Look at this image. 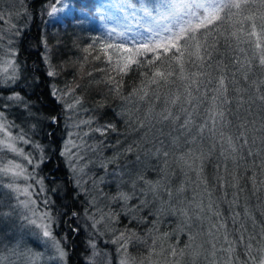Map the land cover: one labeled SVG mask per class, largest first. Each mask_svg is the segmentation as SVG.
I'll return each instance as SVG.
<instances>
[{
	"label": "snow or ice",
	"instance_id": "snow-or-ice-1",
	"mask_svg": "<svg viewBox=\"0 0 264 264\" xmlns=\"http://www.w3.org/2000/svg\"><path fill=\"white\" fill-rule=\"evenodd\" d=\"M128 7H134V5L129 4ZM57 11L53 4L49 15ZM140 11L147 19L144 27L151 37L146 43H141L134 48L119 46L129 55L118 58L112 67L116 76L109 74L107 83L113 86L110 91L114 92L117 98L125 104L136 106V113L141 111V105L147 106L143 116L134 117L132 109L118 113L121 117H126L125 124L133 132L143 133L141 140L146 141L149 134L154 131L161 136L164 135L162 129L156 126L166 123L171 126L173 132L179 134L172 137L168 150L157 147L152 153L157 158L161 156L164 158L157 179H148L140 171L130 181H125L123 179L125 173L122 170L119 173L120 180L117 187L119 189L121 185L130 183L132 191L119 190L111 199L123 201L127 205L129 200L137 198L136 190L139 187V195L144 197L140 199V206L147 207L149 203L159 201L156 214L177 217L178 223L173 232H163L159 235H153V233H159V228L154 225L148 232V237L151 238L150 244L147 237L142 240L135 232H129L127 229L119 232L111 242L119 245L118 251L123 256L120 264H137L136 258L128 255V245L133 240L148 245L147 256L138 264H145L146 261L147 264H159V261L153 257L160 256L162 253L166 257L173 258L165 259L164 264H184L181 258L186 254L192 257L191 264H197L196 258L202 252H206L211 257L209 264H264V226L260 228L258 234L249 232L246 220H251L253 226L256 221L246 206L242 212L238 210L241 195L245 192V184L242 181L250 182L255 191L264 188V179L257 180L255 172L251 176L244 175L245 172L258 167L260 174L264 176V155H261L264 149L254 153L252 145H255L256 138H249L250 130L264 132V123L261 124L260 129H255V121L250 122L237 117L240 122L233 124L229 118L233 103L237 111L244 105L250 104V101L259 100L261 104H264V87H262L264 79L259 82L251 81L249 76L254 67V61L261 69H264V0H159L152 6L142 5ZM0 19H4L3 14H0ZM220 38L224 39L226 46L234 53L230 60L231 68L223 60H217L213 64L214 53L219 51ZM91 47L90 45L83 51L89 53ZM101 47L105 49L104 54L108 56V64L112 65V56L108 54V50L117 46L102 44ZM148 53L152 55L148 57L145 64L138 57ZM84 59L87 61L88 56L86 55ZM95 59L99 60L100 56L97 55ZM133 66L136 70L148 67L149 71L141 72L142 79L139 86L133 87L125 95L123 78L134 70ZM9 69L13 71L6 79L14 82L17 74L12 60L7 61L6 65L0 68V73H8ZM101 71L104 70L101 69ZM48 75L54 76L56 73L49 71ZM253 87H255L254 96L248 94L249 89ZM56 92L57 90L53 89L54 96ZM7 99L21 101L22 97L15 93ZM79 103L77 99L75 104ZM160 103L163 107L157 111ZM74 106V104L67 105L69 109ZM52 120L55 122L56 118L53 117ZM82 123L91 124L92 121ZM11 127L13 125L4 119V113L0 112V134H2L0 151L6 150L23 156L28 164H32V158L25 155L16 143L21 141L28 144L29 139L25 135H13ZM92 131L105 136L108 132H117V127L114 123H108ZM168 135L171 136V132ZM182 137L183 142H181ZM153 139L160 145L164 144V141L156 136H153ZM260 140L264 144V136H261ZM206 141H211V146L207 149ZM120 143L117 140V144ZM102 144L103 141H101ZM69 145L77 147L69 140L61 155L67 157L73 173L77 171L83 173V167L77 169L71 163L74 154ZM217 146H219V157L222 159L215 165L216 175L210 181L205 174V162L217 150ZM36 147L40 146L36 145ZM137 147L139 145L133 142L125 149V152L133 153ZM119 155L118 152L100 166L107 169L108 164L115 163ZM170 156L173 157V162L184 177L175 187L171 180L175 172H170L168 167ZM254 156H260L259 164L254 159L249 165L248 157ZM76 158L82 159L79 156ZM43 159L42 156L41 162ZM140 160L141 157L137 154L136 161ZM36 166L38 167L39 164ZM31 175L25 166L16 161L8 160L7 163H0V176H7L10 180L3 187L15 194L17 200V205L14 207L26 209L31 213V217H37L34 207L36 202L31 199L32 186L21 187L17 183L20 179L31 178ZM128 175H132L131 170H128ZM103 182L101 177L99 183ZM38 183L41 184V191H43V180ZM76 185L80 187L81 180L77 179ZM189 192L192 195H189ZM162 194L166 195V200ZM20 196L26 199L21 200ZM149 196L152 197L151 201L147 199ZM45 203L48 201L45 200ZM90 204L95 205V198L90 201ZM223 204L228 205L227 214L221 211ZM128 211L131 212L132 208ZM0 215L8 217L12 213L5 212ZM117 216V213L109 211L102 213L99 219L94 214H88L87 218L92 221V227L96 228L107 217L108 223L105 227L115 233L116 229L111 227V222L116 220ZM21 219L40 229L45 242L51 244L61 259L66 256L60 241L51 231L52 218L49 212L39 214V223L37 219L28 216H22ZM229 221L232 224L231 228ZM158 222L157 220L156 223ZM73 231H78V228ZM181 233L187 235V242L183 247H179V243L164 247V243L170 236ZM21 243H23L22 240H17L15 246L19 247ZM90 244L94 249L93 257L100 255L95 251V243L90 242ZM205 245L210 246V251ZM241 245L245 249L244 255L248 258L246 260H241L237 255V248ZM157 247L160 248L159 252ZM28 251L31 252V249ZM218 254H220L219 259H217ZM39 256L38 253L33 254L31 264H36ZM5 259L0 257V264H4Z\"/></svg>",
	"mask_w": 264,
	"mask_h": 264
},
{
	"label": "trees",
	"instance_id": "trees-1",
	"mask_svg": "<svg viewBox=\"0 0 264 264\" xmlns=\"http://www.w3.org/2000/svg\"><path fill=\"white\" fill-rule=\"evenodd\" d=\"M46 1L48 0H28L32 22L29 28L23 31L16 44L17 79L10 85H0V110L5 113L13 128L36 142L40 146L38 150L41 151L42 149L41 157L43 156L44 159L43 162L40 160L37 173L43 180L44 196L48 201L47 209L52 216L53 233L58 236L66 232L71 240L67 262L69 264H117L115 254L109 245L106 246L101 241L94 242L91 240L88 223L82 217L86 209V202L73 185L71 175L65 167L60 153L64 133L67 131L64 125L70 121L79 122L80 126L76 129H81L87 133V146L84 156L89 175L93 179L91 185L94 182L98 183L96 185L100 191L99 193L95 192L102 208L107 212L111 211L118 214L117 219L112 221L111 227L115 228L117 232L126 229L129 232H135L142 240L147 237L148 244L151 243V238L148 237L149 229H152L154 225L159 228V233H153V235L173 232L178 223V218L166 214L158 216L156 208L159 207V201L149 203L147 207L140 206V199H144V197L139 195V187L136 190L137 198L129 200L127 205L123 201L112 200L111 197L115 196L119 190L132 191L130 183L121 185L119 189L117 187L120 180L119 173L122 170L125 173L123 176L125 181H130L140 171L148 179H157L164 158L162 156L157 158L152 153L157 147L168 150L172 137L179 133L173 132L171 126L166 123L156 126L162 129L164 135L161 136L154 131L149 134L146 141L141 140L143 133L133 132L125 124L126 117H121L118 113L132 109L134 117L136 115L143 116L147 106L141 105V111L136 113V106L125 104L124 101L117 98L114 92L110 91L113 86L107 83L109 74L116 76L112 67L118 58L129 55L119 46L134 48L141 43H146L151 37L149 32L144 28L129 33H118L109 29L103 25L105 17H100L96 13L100 4L98 0H69L72 2L70 11L63 12L59 17H45L44 15L37 20V13ZM100 1L103 2V0ZM102 44L117 46L108 50V54L112 56V65L107 62L108 56L104 54L105 49L101 47ZM90 45L92 46L89 49L90 54L85 53L83 50L89 48ZM218 49L219 51L214 53L213 64L217 60H223L231 68L230 60L234 53L226 46L223 38H220ZM86 55L88 56L87 61L84 59ZM97 55L100 56L99 60L95 59ZM151 55L152 53H148L147 55H140L138 58L146 64ZM133 68L134 70L123 78L125 95L133 87L139 86L142 79L141 72L149 71L148 67L139 70H136L135 66ZM49 71L55 72L56 75L49 76ZM249 76L251 81L259 82L264 79V69H261L258 63L254 61V67ZM237 78L239 79V75ZM53 89L57 90L55 96ZM15 93L22 97L21 101L7 99ZM248 94L254 96L255 87L249 89ZM77 99L80 101L79 104H75ZM69 104L75 106L69 109L67 107ZM162 107L163 104L160 103L157 111ZM231 108L229 118L233 124L240 122L237 117L247 119L250 122L255 121V129H260L261 124L264 123V104H261L259 100L250 101V104L244 105L239 111L236 110L235 103L231 105ZM53 117L56 118L55 122L52 121ZM89 120L92 121L91 124L82 123ZM108 123H114L117 132H108L105 136H100L98 132L92 131V129ZM170 132L171 136L168 135ZM153 136L163 140L164 144L160 145L153 139ZM261 136H264V132L249 131V138H256L255 145H252L254 153L264 149V144L260 140ZM117 140L121 143L117 144ZM101 141H103L102 145ZM133 142L139 147L133 153H126L125 149ZM181 142H183V137ZM210 146L211 141H206V149ZM118 152L120 155L115 163L108 164L107 169L100 166ZM137 154L141 157L139 162L136 161ZM261 155H264V152H261ZM221 159L219 146H217V150L205 162V174L210 181L216 175L215 165ZM254 159L259 164L260 156L248 157L247 163L251 165ZM168 160L169 171L175 172V175L171 177L172 185L175 187L184 177L173 162V157L170 156ZM128 170H131V176L128 175ZM241 171L243 172V169ZM253 172L256 173L257 180L264 179L258 167L252 168L244 175L251 176ZM101 177H103V183H99ZM242 183L245 184V192L241 195L238 210L242 212L245 206L249 209L256 224L253 226L251 220H246V227L249 232L258 234L260 228L264 226V215H262L264 213V188L255 191L250 182L242 181ZM89 186V182H86L84 188H89ZM189 195L192 193L189 192ZM147 199L151 201L152 197L149 196ZM164 199H167L166 195H164ZM229 199H231L230 196ZM0 200H2L1 197ZM129 208H132L131 212L128 211ZM227 209L228 205L223 204L221 211L227 214ZM73 212L78 214L79 220L72 219ZM157 220L158 223H156ZM72 226L78 228L75 237L72 235ZM1 227L0 225V229ZM229 227H232L231 221H229ZM90 242L95 243V251L99 252L100 255L93 257L94 249ZM186 242V234H173L164 243V247L167 248L169 244L177 243H179V247H183ZM253 243L256 244L255 241ZM128 246L129 253L133 257L144 259L147 256L148 245L133 240ZM205 247L210 251L209 245H205ZM159 251L160 248L157 247V252ZM244 252V247L238 246L237 255L241 260L248 259ZM206 256L208 254L202 252L201 258H196L197 264H209L205 262L204 257ZM219 256L220 254H218L217 259ZM156 257L164 260L173 259L171 256L166 257L163 253ZM183 259L191 261L192 258L186 254Z\"/></svg>",
	"mask_w": 264,
	"mask_h": 264
},
{
	"label": "rangeland",
	"instance_id": "rangeland-1",
	"mask_svg": "<svg viewBox=\"0 0 264 264\" xmlns=\"http://www.w3.org/2000/svg\"><path fill=\"white\" fill-rule=\"evenodd\" d=\"M88 1V0H87ZM99 7H97L96 13L100 17H105V22L103 25L107 26L109 29L114 30L118 33H129L134 30L137 31L140 28H144V25L147 23V19L143 16L140 11L142 5L152 6L159 2V0H98ZM55 5L58 11L49 15L51 12V6ZM134 5V7H128V5ZM72 8V2L69 0H48L46 1L39 9L37 13V20L45 15V17L58 16L65 11H70ZM95 11V10H94ZM0 14H3L4 19H0V68L6 65V62L12 60L15 64V71L18 75V64L15 59L16 55V44L23 31L27 30L31 25L32 18L31 12L28 8V0H0ZM104 21V20H103ZM14 53V54H13ZM12 69H9L8 73H0V85H10L13 83L12 80L6 79L7 76L12 74ZM0 112H3L0 110ZM4 113V112H3ZM4 119L10 123L8 118L5 116ZM53 121V120H52ZM11 124V123H10ZM12 125V124H11ZM80 126L79 122L70 121L65 123L64 128H67V131L64 133V140L61 145V151H64L65 144L71 140L77 147H72L69 145L71 152L74 154L72 157L71 163L74 164L77 169L83 167L84 172L80 173L77 171L73 173L69 167V160L66 156H62L65 167L68 169L73 185L76 187L78 192L83 196L85 203V211L83 218L88 223L89 234H91V240L94 242L105 243L106 246H110L111 250L115 254V260L117 264H120V260L123 258L122 253L118 251L119 245L112 243L115 235H118L119 232L113 233L105 227V224L108 223L107 217L105 221L97 225L96 228L92 227V221L87 218L88 214H94L97 219L100 218L102 213H107V210H104L101 206L100 201L97 199L96 192L99 193L98 186L94 183L93 179L89 175L87 169V163L85 161V147L87 146V135L83 130H77L76 128ZM82 127V126H81ZM11 132L13 135H24L19 130L11 127ZM50 132V131H49ZM2 136V134H0ZM30 143L24 144L21 141H17V147L22 149L25 155H28L32 158L33 163L28 164V161L24 159L23 156L15 155L6 150L0 151V163H7L8 160L16 161L27 169V172L32 174L31 178L24 180L20 179L17 183L23 187L26 185H31L32 197L31 199L35 200V209L37 211V217H31V213L23 208L14 207L17 205V200L15 199V194L9 192V190L3 185L10 182L9 177L0 176V213L11 212L12 215L5 217L0 215V257H5L4 264H31L33 254H40L39 259L36 261V264H69L67 262L68 248L70 245V238L65 233L60 235H55L52 228V219H51V231L57 240L60 241L61 247L66 252V256L61 259L55 250L52 248L50 243L45 242L42 237L41 230L30 225L27 221L21 219L22 216H28L33 219H37L39 223V214L45 211H50L47 209V200L44 196V191H41V184L38 181L41 180L37 173V164L41 160V151L36 147L38 145L33 140H30ZM82 157V159H77L76 157ZM81 180V186L77 187L76 180ZM86 182H89V188H84ZM96 186V188H95ZM92 190V191H91ZM96 191V192H95ZM95 198V205L90 204ZM19 199L24 200L26 197L20 196ZM87 210V214H86ZM74 213V212H73ZM72 213V214H73ZM51 215V213H50ZM72 219H80L78 214L71 215ZM79 217V218H78ZM52 218V216H51ZM112 224V222H111ZM77 227L72 226V235L75 237L78 231H73ZM115 229V228H114ZM84 235V233H81ZM81 235V236H82ZM72 238V237H71ZM22 240L23 243L19 247H16V241ZM129 247V246H128ZM31 249V252L28 250ZM92 249V248H91ZM128 255L133 257L129 253ZM136 258V257H135ZM192 258V257H191ZM198 258H201L200 256ZM205 258V262L209 263L211 257L208 255ZM145 259V258H144ZM142 258H136V262L144 260ZM159 261V264H164L165 260L160 257L153 258ZM184 261V264H191V261L181 258ZM219 259V258H218ZM147 264V261L145 262Z\"/></svg>",
	"mask_w": 264,
	"mask_h": 264
}]
</instances>
